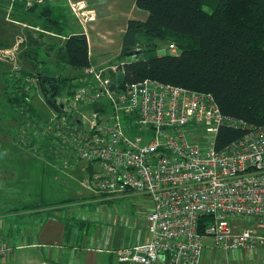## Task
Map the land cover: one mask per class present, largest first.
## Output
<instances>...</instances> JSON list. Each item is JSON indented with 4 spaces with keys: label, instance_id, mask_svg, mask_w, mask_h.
I'll return each instance as SVG.
<instances>
[{
    "label": "built area",
    "instance_id": "2783aa9c",
    "mask_svg": "<svg viewBox=\"0 0 264 264\" xmlns=\"http://www.w3.org/2000/svg\"><path fill=\"white\" fill-rule=\"evenodd\" d=\"M9 1L11 10L15 3L31 8L46 0ZM68 5L82 28L94 20L84 3ZM142 50L136 44L129 58ZM17 53L1 51L0 57L17 70ZM124 63L89 65L58 88V110L46 105L50 111L33 124L25 149L45 156L33 138L47 145L57 167L74 170L83 163L79 185L101 201L133 194L149 199L148 239L115 250L120 263L200 264L204 238L226 252L264 246V125L222 115L208 92L151 80L112 91ZM220 127L245 133L218 151ZM235 218L255 226L232 224ZM11 250L1 241L0 260Z\"/></svg>",
    "mask_w": 264,
    "mask_h": 264
},
{
    "label": "trees",
    "instance_id": "16d2710c",
    "mask_svg": "<svg viewBox=\"0 0 264 264\" xmlns=\"http://www.w3.org/2000/svg\"><path fill=\"white\" fill-rule=\"evenodd\" d=\"M246 1L135 0L136 7L147 12L148 16L145 21L129 20L122 37V58L136 44L143 46L140 54L127 58L122 66L126 83L151 80L208 92L214 97L222 115L249 125L263 126L264 0H249L251 7L248 5L245 10L244 19L239 14ZM37 6L25 8V5L15 3L11 10L22 8L27 13ZM14 29L15 35L21 32L20 27ZM171 34L178 37L172 44L175 52L168 47L164 49V55H158L161 49L158 44ZM25 35L27 42L20 44L23 46L21 54L13 59L18 62L19 69H13L10 59L4 61L7 63L0 62V84H3V88H0V116L2 110L5 117L18 121L10 143L19 149L20 138H15L18 130L27 122H41L48 115H42L39 107L33 103L36 94L43 98L38 82L30 80H37L38 75L51 74L57 79L61 90L71 77L62 78L56 72V67L65 63L80 71L89 66L87 38L83 33L69 36L63 48L57 50L56 67L52 72L44 60L46 53L39 51V38L29 32ZM19 60L25 66L19 64ZM244 133V130L220 127L214 138V148L223 150ZM35 143L36 140L32 138L31 144ZM38 146V153L42 151L46 157L44 162L54 166L49 163L53 156L49 154L47 145L39 143ZM21 147L25 148L23 144Z\"/></svg>",
    "mask_w": 264,
    "mask_h": 264
},
{
    "label": "crops",
    "instance_id": "0c3cea01",
    "mask_svg": "<svg viewBox=\"0 0 264 264\" xmlns=\"http://www.w3.org/2000/svg\"><path fill=\"white\" fill-rule=\"evenodd\" d=\"M69 2L84 3L85 11L88 15H92L94 20L86 23L82 28L70 11ZM23 11L22 8L12 11L9 0H0V52L17 50L19 54L23 46L19 45L17 38L26 44L25 34L29 32L33 37L39 38V51L46 53L44 60L50 70L56 67L57 50L63 48L69 36L77 33H83L87 38L90 66L105 67L117 64L116 62L122 58V37L127 22L145 21L148 16L147 12L136 7L135 0H46L31 12ZM14 25L20 27L21 32L15 35L16 37L9 38V33L14 35ZM5 44L7 45L3 47ZM24 48L26 50L25 45ZM123 58L120 62L127 60V57L123 56ZM4 61L7 60L0 57V62ZM56 68L62 78H70L80 72L65 63H61V66ZM64 69H71L73 72L64 76ZM49 163L57 166L55 162ZM83 166L81 163L72 171H79L83 178L84 174L81 171ZM58 168L67 170L61 166ZM83 190L93 195L89 190ZM34 211L27 213L22 210V214L18 216L12 212L5 221L0 218V242L7 241L12 248L0 260V264H124L118 262L115 256V250L126 247L123 246L121 237L106 240L104 244L99 242L96 247L91 246L87 237L79 238L76 229L81 224L71 223L72 216L69 214L64 217L63 212H57L58 210L49 212L46 208L38 210V213ZM67 222L71 223L70 228ZM147 239L148 231L145 223V231L139 235L137 242L143 243ZM79 240L82 247L78 245ZM224 254L226 257H217L214 250L207 249L200 264H255L258 253L254 254V250H242Z\"/></svg>",
    "mask_w": 264,
    "mask_h": 264
},
{
    "label": "rangeland",
    "instance_id": "374dc122",
    "mask_svg": "<svg viewBox=\"0 0 264 264\" xmlns=\"http://www.w3.org/2000/svg\"><path fill=\"white\" fill-rule=\"evenodd\" d=\"M246 2L248 4H245L241 14H239L244 19H246L245 10L248 5L251 7V2L249 0ZM84 10H86V7ZM55 16L57 15L55 14ZM14 27L16 26L14 25ZM64 32L66 31L64 30ZM11 34L9 33V38L15 35ZM177 38V36L171 34L165 41L160 42L158 47L161 49L173 47L172 44L177 41ZM121 59H119V62ZM119 62L117 61L116 63ZM20 63L22 64L23 62L19 60ZM51 71H54V69L52 68ZM56 72H58L57 68ZM72 72L71 69H64V76ZM0 88H3V84H0ZM33 103L39 107L42 115L49 113V108L40 98L39 94H36ZM5 116L1 110L0 218L2 220H8V215L12 212L18 216L22 214V210H25L27 213L35 210L34 213H38V210L46 208L49 212H54L55 210H58L57 212L60 213L63 212L64 217L68 214L72 216L71 223L81 224L76 229L79 233V238L87 237L91 246L96 247L99 242H103L104 244L106 240L115 239L116 237H121L124 243L123 246L126 247L140 243L137 241L139 240V235H142L143 231H145V214L152 207L148 198L133 194L101 201L100 198L87 193L79 185V181L82 178V174L79 171L61 170L57 166L47 165L44 162V156L28 152L25 148L21 147L22 144L24 146V142L33 129L32 122H27L22 129L18 130V134L15 136L16 139L20 138L22 143L18 146L20 149L12 146L10 142L14 137L13 132L16 124L19 125V123ZM38 144L39 142L34 145L38 147ZM32 206H34L33 210L31 209ZM23 215L26 214L23 213ZM229 221L242 228L255 226V222L252 219L244 218L240 220L235 218ZM67 223L70 228L71 223ZM65 226L68 228L67 225ZM203 243L205 246L207 245L203 255L207 249L214 250V254L217 257H226L224 253L231 252L217 248L211 238L205 239ZM78 245L82 247L80 240L78 241ZM256 253L258 254L255 264H264V246L256 248L254 254Z\"/></svg>",
    "mask_w": 264,
    "mask_h": 264
},
{
    "label": "water",
    "instance_id": "95a60500",
    "mask_svg": "<svg viewBox=\"0 0 264 264\" xmlns=\"http://www.w3.org/2000/svg\"><path fill=\"white\" fill-rule=\"evenodd\" d=\"M164 49L158 50V55L162 56L165 54ZM134 53H139V52H134ZM132 52L128 51L124 54V57H130L132 56ZM37 82L39 86V91L44 99V103L54 109L58 110L57 106L55 104V97L57 96L58 93V84H57V79L52 76L48 75H38L37 76ZM110 90L112 91H124L126 88V78L123 70H120L116 74V83H111L109 86Z\"/></svg>",
    "mask_w": 264,
    "mask_h": 264
},
{
    "label": "flooded vegetation",
    "instance_id": "af4514ba",
    "mask_svg": "<svg viewBox=\"0 0 264 264\" xmlns=\"http://www.w3.org/2000/svg\"><path fill=\"white\" fill-rule=\"evenodd\" d=\"M57 95H58V93H57Z\"/></svg>",
    "mask_w": 264,
    "mask_h": 264
}]
</instances>
